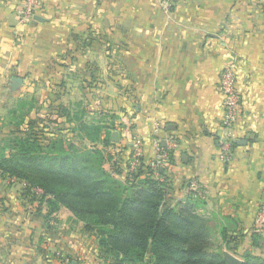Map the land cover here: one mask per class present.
<instances>
[{
	"label": "crops",
	"instance_id": "crops-1",
	"mask_svg": "<svg viewBox=\"0 0 264 264\" xmlns=\"http://www.w3.org/2000/svg\"><path fill=\"white\" fill-rule=\"evenodd\" d=\"M22 3L0 0V124L29 104L26 125L64 135L63 112L100 117L117 135L113 161L134 138L148 163L155 138L173 141L160 177L171 186L166 205L192 201L222 257L264 255V236L253 233L264 202V0H42L26 23ZM230 64L240 109L226 130L218 82ZM192 180L203 198L188 192ZM22 190L0 177V264H83V224L64 208L47 221V208Z\"/></svg>",
	"mask_w": 264,
	"mask_h": 264
},
{
	"label": "trees",
	"instance_id": "trees-1",
	"mask_svg": "<svg viewBox=\"0 0 264 264\" xmlns=\"http://www.w3.org/2000/svg\"><path fill=\"white\" fill-rule=\"evenodd\" d=\"M22 107V114L9 112L15 129L0 139V176L24 183V194L47 208V221L52 213L66 209L86 234L95 237L101 257L112 264H225L219 252L211 251L210 233L192 201L166 205L171 186L160 181L164 170L155 173L142 158L135 171L124 173L119 163L126 161L128 168L131 150L123 161H113L107 152L115 145L111 126L92 127V139H85L81 131L89 126L83 113L70 120L63 112L67 123L81 124L79 131L69 129L77 146L49 131L48 124L26 125L32 105ZM104 129L107 133L101 138ZM109 162L112 166L106 171ZM243 264H264V255L248 256Z\"/></svg>",
	"mask_w": 264,
	"mask_h": 264
},
{
	"label": "built area",
	"instance_id": "built-area-1",
	"mask_svg": "<svg viewBox=\"0 0 264 264\" xmlns=\"http://www.w3.org/2000/svg\"><path fill=\"white\" fill-rule=\"evenodd\" d=\"M42 0H23L21 10L19 12L20 21L26 23L31 20L35 12L41 7ZM218 90L221 95L222 106V126L226 130L232 129L234 126L239 109L240 98L236 89V77L235 67L230 64L224 68L221 72L218 82ZM158 129L156 128V132ZM154 150V159L149 163L152 171L156 173L157 170H163L166 168V164L169 162L170 153L174 148L173 141H161L159 138H155L152 141ZM232 147L230 141L222 145L221 158H226ZM143 158V144L140 139L134 138L132 141L131 158L128 161V168L125 167V163L120 164L124 173L133 172L139 166L140 160ZM188 192L193 198L201 199L204 196L203 190L197 182L191 181L188 185ZM36 195H42V192L35 190ZM253 233L258 236H264V202H262L257 210L254 219Z\"/></svg>",
	"mask_w": 264,
	"mask_h": 264
},
{
	"label": "rangeland",
	"instance_id": "rangeland-1",
	"mask_svg": "<svg viewBox=\"0 0 264 264\" xmlns=\"http://www.w3.org/2000/svg\"><path fill=\"white\" fill-rule=\"evenodd\" d=\"M91 119H89V118H87L85 121H84V123H86L85 125L86 126H89V129H85L84 131H81L82 132V134H83V136L84 137H86L85 139H87V137H88V132H90L89 130H90V128H92V127H95V126H101V118L100 117H95L94 118V116H92V117H90ZM73 123V125H71ZM72 123H68V125H69V127L70 128H72V129H75V130H78L79 129V126H81V124L79 123V122H72ZM83 123V122H82ZM16 124V121L14 120V119H11V118H9V116L7 115V116H5V118H4V120L1 122V124H0V129H1V131H3V130H5L6 132H10V131H12L13 129H15L14 127H13V125H15ZM69 127H67V128H69ZM26 127H22L21 129H25ZM69 128V129H70ZM54 130H55V132H57V134L58 135H63V136H65V137H68V135L69 134H71V132H70V130L68 131L67 129H66V131H67V133L64 135V134H62V133H60L61 131H59L57 128H53ZM79 131V130H78ZM51 132H53V131H51ZM54 133V132H53ZM52 134V133H51ZM89 139H92V137L89 135V137H88ZM75 145H77V146H80V144H79V141L78 140H76V142H75ZM87 146L89 145L88 143L86 144ZM90 146V145H89ZM116 161H121L120 159H118V158H116ZM0 177H2V176H0ZM5 178V177H4ZM6 179H8L10 182H15L16 180L15 179H9V178H6ZM16 182H18V183H21L20 181H16ZM23 184V187H24V183H22ZM24 189V188H23ZM22 193L24 194V192H23V190H22ZM25 195V194H24ZM26 196V195H25ZM29 199L31 198L30 196H27ZM37 197V196H36ZM29 199H27L26 201L28 202L29 201ZM33 204H36V206H32V207H34L35 209L37 208V207H39L38 206V201L36 200V199H34V201L32 202ZM41 205V204H40ZM51 223V222H50ZM51 225H52V223H51ZM215 234V233H214ZM213 235V234H212ZM90 238H88L87 237V240L89 241V243H88V245H87V247H85V250H86V255H88L87 257H88V259H84V263L83 264H112L111 262H110V260H109V262L108 261H105L102 257H101V255H100V251H99V248H98V246H97V241H96V239H95V237L94 236H92V235H88ZM91 237H92V239H91Z\"/></svg>",
	"mask_w": 264,
	"mask_h": 264
},
{
	"label": "water",
	"instance_id": "water-1",
	"mask_svg": "<svg viewBox=\"0 0 264 264\" xmlns=\"http://www.w3.org/2000/svg\"><path fill=\"white\" fill-rule=\"evenodd\" d=\"M116 137H117V135L114 134L113 135V141L114 142H116ZM239 144H241V143H239ZM223 259H224L226 264H243V262L241 260H239L238 258H236L235 256H233L229 253H224Z\"/></svg>",
	"mask_w": 264,
	"mask_h": 264
}]
</instances>
